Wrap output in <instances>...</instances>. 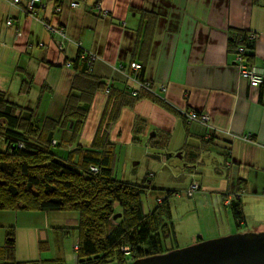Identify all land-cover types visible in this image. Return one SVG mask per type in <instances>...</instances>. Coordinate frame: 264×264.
<instances>
[{
  "label": "crops",
  "instance_id": "obj_1",
  "mask_svg": "<svg viewBox=\"0 0 264 264\" xmlns=\"http://www.w3.org/2000/svg\"><path fill=\"white\" fill-rule=\"evenodd\" d=\"M29 2L0 0V90L19 106L59 117L78 73L67 62L78 65L80 53H93V73L108 90L95 92L79 142L94 139L110 101L109 86L153 92L172 108L149 97L124 105L118 118L110 119V139L127 146L135 164L156 160L149 174L154 186L185 185L173 196L187 214L200 208L197 217L210 238L227 235L233 217L225 204L228 195L264 197V83L250 85L229 46L236 30L254 36L249 63L264 74V0H36L32 11ZM144 12L148 23L138 46ZM53 27H62L65 35ZM134 62L143 63V79L152 90L141 87V67H132ZM120 90L115 96L123 98ZM188 109L208 113V125L188 121L183 114ZM172 153H180L184 164L171 163ZM208 153L223 163L208 164ZM211 167L217 178L204 181ZM161 172L174 181L163 182ZM195 172L202 180L189 179ZM194 184L198 187L189 196Z\"/></svg>",
  "mask_w": 264,
  "mask_h": 264
},
{
  "label": "trees",
  "instance_id": "obj_2",
  "mask_svg": "<svg viewBox=\"0 0 264 264\" xmlns=\"http://www.w3.org/2000/svg\"><path fill=\"white\" fill-rule=\"evenodd\" d=\"M147 17L144 12L138 46L143 45ZM254 45V36L249 32H232L230 49L240 53L249 65ZM77 60L78 65L76 61L71 62L78 73L59 117L40 115L37 110L19 106L0 90V144L3 145L0 148V209L78 212V226L61 227L67 235L78 236L77 248H74L78 264H130L137 258L177 248L169 200L177 191L154 186L148 175L139 183L117 179L112 168L115 145L109 136L111 122L118 118L124 105L149 97L164 107H172L153 92L129 87L120 90L111 85L110 101L94 139L88 145L82 144L79 138L90 102L95 92L106 89L107 85L94 75L93 61L89 63L80 54ZM143 70L142 63L137 74L140 81H145ZM119 90L123 98L115 96ZM58 129L62 130L60 141L55 139ZM59 144L71 147L65 156L51 150L52 145ZM149 190H160L162 196L158 197L155 208L145 213L142 195ZM193 192L189 187L188 195L192 196ZM229 207L236 227L240 228L246 222L241 201H231ZM0 264L62 263L55 259L16 260L15 229L8 226L4 243L0 245Z\"/></svg>",
  "mask_w": 264,
  "mask_h": 264
},
{
  "label": "rangeland",
  "instance_id": "obj_3",
  "mask_svg": "<svg viewBox=\"0 0 264 264\" xmlns=\"http://www.w3.org/2000/svg\"><path fill=\"white\" fill-rule=\"evenodd\" d=\"M107 89V88H106ZM107 92V90H106ZM62 130L58 129L55 134L57 141L61 140ZM3 145L0 144V148ZM71 148L62 145H52L51 150L59 155L65 156L67 150ZM127 146H121L120 143L114 147V161L113 174L117 179L139 183L145 177L153 172L152 164H156V160L152 158H145L140 164H135L134 159H130L131 153L127 150ZM154 151H159L157 148L150 147ZM171 163L179 165L184 164L182 156H177L175 153L171 154ZM205 160L208 164L217 166L223 163V158L219 155L208 153L205 154ZM150 167V168H149ZM221 167V166H220ZM176 170L179 167L175 168ZM213 167L206 169L204 173V181L212 182L217 176L214 173ZM202 175L195 172L194 175L189 176V179L202 180ZM152 179V177H150ZM159 178L165 182H173L167 174L160 173ZM185 178V177H183ZM203 182V181H202ZM177 188V194L183 193L185 185H173ZM169 188V187H167ZM160 189V188H159ZM165 192V191H163ZM160 190H149L142 195L143 210L148 213L154 209L158 203V197L162 196ZM176 196L169 198L171 209L173 211V221L176 229V244L177 248L189 246L197 243L200 240H207L210 238L205 230L204 224L197 217V212L201 211L198 207L193 210L191 215L187 214L186 205H181L180 201L175 199ZM183 200V198H180ZM192 200V199H191ZM245 204L243 210L245 212L246 222L240 228H237L234 218H231V231L229 234L237 232H260L264 231V197H259L255 194H244ZM195 204V201H190ZM191 208H194L192 205ZM230 215L231 209L227 210ZM199 213V212H198ZM199 216V215H198ZM115 220V216L113 217ZM79 224V214L76 211L63 210H40V211H18V210H1L0 209V245L4 243L5 232L8 226H13L15 229V255L16 260H43L55 259V261L62 264H78L77 251L74 249L77 243V234L67 235L61 227H76ZM200 231L197 235L196 241L193 240V234Z\"/></svg>",
  "mask_w": 264,
  "mask_h": 264
},
{
  "label": "water",
  "instance_id": "obj_4",
  "mask_svg": "<svg viewBox=\"0 0 264 264\" xmlns=\"http://www.w3.org/2000/svg\"><path fill=\"white\" fill-rule=\"evenodd\" d=\"M130 264H264V231L200 240L186 247L137 258Z\"/></svg>",
  "mask_w": 264,
  "mask_h": 264
},
{
  "label": "built area",
  "instance_id": "obj_5",
  "mask_svg": "<svg viewBox=\"0 0 264 264\" xmlns=\"http://www.w3.org/2000/svg\"><path fill=\"white\" fill-rule=\"evenodd\" d=\"M35 1L36 0H30L29 2V10L32 11L34 6H35ZM19 0H14V3H18ZM78 5L77 1H73L71 2V6L76 7ZM56 11H61L62 10V6L61 5H57L55 8ZM8 23H11V20L8 21ZM45 26H47L50 29V25L45 23ZM53 30L61 35H65L64 30L62 27H53ZM241 52H244V49L241 48L240 49ZM82 58H88L89 59V63H92V61L94 62L95 60V56L93 53L91 52H82L80 53ZM236 59L238 61L239 64V68H240V73L243 77L247 78L250 82V85L252 87H256L259 86L261 83L264 82V74L257 71L255 68L251 67L247 62L246 59L240 54H236ZM68 66H71V62H67ZM132 67L139 69L141 67V64L139 63H132L131 64ZM93 69V68H92ZM141 87L147 88V89H153L152 83L149 81H142L140 83ZM164 89V86H161ZM108 90V89H107ZM183 114L185 116V118L190 121H196V122H200L203 123L205 125H208V121L210 119V116L208 115V113L206 112H202L199 110H194V109H188V110H184ZM198 186L196 184L191 186V190H195ZM243 191H236L234 193H230L228 195V197L225 199V204L229 205L231 203V201H238L242 198L243 195ZM75 248H77V244L75 245ZM124 251H126V253H128V249H125Z\"/></svg>",
  "mask_w": 264,
  "mask_h": 264
}]
</instances>
